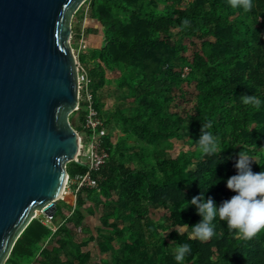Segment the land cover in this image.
<instances>
[{
    "label": "trees",
    "instance_id": "1",
    "mask_svg": "<svg viewBox=\"0 0 264 264\" xmlns=\"http://www.w3.org/2000/svg\"><path fill=\"white\" fill-rule=\"evenodd\" d=\"M252 5L88 0L81 7L85 31L75 15L73 46L83 41L79 60L93 79L110 157L95 173L100 187L57 201L55 232L33 220L6 264H86L92 242L101 250L96 264H264V233L240 238L217 217L210 239L190 237L202 219L190 201L202 193L217 205L230 199L226 181L241 151L254 158L253 172L264 170V103L243 102L245 95L264 101V0ZM107 71L120 78L111 81ZM81 114L73 124L82 129ZM209 123L205 130L220 140L215 156L197 143ZM67 169L74 178L88 167L72 161ZM185 243L191 252L177 262L174 248Z\"/></svg>",
    "mask_w": 264,
    "mask_h": 264
},
{
    "label": "water",
    "instance_id": "2",
    "mask_svg": "<svg viewBox=\"0 0 264 264\" xmlns=\"http://www.w3.org/2000/svg\"><path fill=\"white\" fill-rule=\"evenodd\" d=\"M87 1L0 0V264L79 161L73 20Z\"/></svg>",
    "mask_w": 264,
    "mask_h": 264
},
{
    "label": "clouds",
    "instance_id": "3",
    "mask_svg": "<svg viewBox=\"0 0 264 264\" xmlns=\"http://www.w3.org/2000/svg\"><path fill=\"white\" fill-rule=\"evenodd\" d=\"M233 8H243L250 11L252 0H230ZM185 25L189 22L183 21ZM245 104H252L257 109L260 108L262 101L257 96L243 97ZM211 128V123L203 125L202 135L197 142L200 151L206 156H215L220 153V140L211 131L205 129ZM254 158L249 151L244 150L239 153V159L236 162L237 174L232 175L226 181V186L235 194L217 205L212 199H205L203 193L199 197H193L191 205L197 207L198 214L202 217L201 221L191 226V238L208 240L215 233L214 221L217 217L226 220L230 230L243 239H251L257 234L264 233V170L253 172L251 163ZM181 227L187 229L190 227L182 223ZM174 259L177 262H183L186 254L191 252L189 244H179L174 248Z\"/></svg>",
    "mask_w": 264,
    "mask_h": 264
},
{
    "label": "built area",
    "instance_id": "4",
    "mask_svg": "<svg viewBox=\"0 0 264 264\" xmlns=\"http://www.w3.org/2000/svg\"><path fill=\"white\" fill-rule=\"evenodd\" d=\"M88 9L89 7L86 11H88ZM78 69L79 105L74 111V113H77L75 114L74 121L77 123L81 120V111H83L84 115L81 122L82 129L81 131H78L80 134L81 148L78 159L80 162L86 164L88 169L86 173L80 174L74 178L70 175L68 177L62 199H64L68 193H71L74 195L71 196L74 199V202H76V196L82 190L98 189L100 187V183L95 177V173L100 171L107 164L110 157L105 141L109 130L101 116L100 110L96 106V95L93 91V79L85 66L80 62L79 58ZM188 73L189 68L186 67L184 76ZM37 218L45 223L53 232L59 227V225L55 224L53 221L52 214L46 213L44 218Z\"/></svg>",
    "mask_w": 264,
    "mask_h": 264
},
{
    "label": "crops",
    "instance_id": "5",
    "mask_svg": "<svg viewBox=\"0 0 264 264\" xmlns=\"http://www.w3.org/2000/svg\"><path fill=\"white\" fill-rule=\"evenodd\" d=\"M81 23H82L81 24V28H82V30L84 32L85 31L86 18L83 19V21ZM58 221L60 222L61 220H58ZM55 224H57V223L55 222ZM88 225H90L92 234L93 235H97L98 234V230L101 228L100 222L99 221H96L95 218H93L92 220H89ZM101 232L107 233L106 231H103V230ZM89 250L92 251L93 260L90 261V262H87L86 264H96V263H100L101 260H102V258H100V256H101V250H100V247H99L98 242H92V243H90ZM34 262L35 261H32L31 264H35Z\"/></svg>",
    "mask_w": 264,
    "mask_h": 264
},
{
    "label": "rangeland",
    "instance_id": "6",
    "mask_svg": "<svg viewBox=\"0 0 264 264\" xmlns=\"http://www.w3.org/2000/svg\"><path fill=\"white\" fill-rule=\"evenodd\" d=\"M88 8V4H86L85 5V7H84V9H87ZM77 16V18H78V25H79V27H81V22H80V19H81V15L79 14V15H76ZM82 21V20H81ZM80 23V24H79ZM84 45H83V41H80L79 42V44H77L76 46H74V49H75V52H76V55H77V58H79V56H80V54L83 52V50H84ZM107 76L109 77V79L111 80V81H115L116 79H118V78H120V74L119 73H117V72H113V71H107ZM83 101V100H82ZM73 123H74V121H72ZM75 127L77 128V130L78 131H81V127L80 126H78V125H75ZM72 197L70 196L69 198H68V200H69V202H71L72 201ZM73 202H74V199H73ZM45 215H46V212H44V211H42V212H40L39 214H38V217H40L41 219L42 218H44L45 217ZM59 220H61V218L59 219ZM90 220H92V219H90Z\"/></svg>",
    "mask_w": 264,
    "mask_h": 264
},
{
    "label": "bare ground",
    "instance_id": "7",
    "mask_svg": "<svg viewBox=\"0 0 264 264\" xmlns=\"http://www.w3.org/2000/svg\"><path fill=\"white\" fill-rule=\"evenodd\" d=\"M40 212L38 211V213L37 214H39Z\"/></svg>",
    "mask_w": 264,
    "mask_h": 264
}]
</instances>
